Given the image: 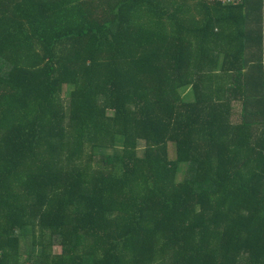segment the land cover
I'll use <instances>...</instances> for the list:
<instances>
[{
  "label": "trees",
  "instance_id": "trees-1",
  "mask_svg": "<svg viewBox=\"0 0 264 264\" xmlns=\"http://www.w3.org/2000/svg\"><path fill=\"white\" fill-rule=\"evenodd\" d=\"M263 2L0 0V264H264Z\"/></svg>",
  "mask_w": 264,
  "mask_h": 264
},
{
  "label": "crops",
  "instance_id": "crops-1",
  "mask_svg": "<svg viewBox=\"0 0 264 264\" xmlns=\"http://www.w3.org/2000/svg\"><path fill=\"white\" fill-rule=\"evenodd\" d=\"M250 27L255 28V30L257 31V39L252 43L251 47V50H253L254 54H256L255 59L253 57H250V55H248L246 52L241 56V61L239 65L243 68V70H245L244 68L249 67L251 63H253V61L255 60L256 64L260 65L264 71V2L261 6V9L256 14V23H251ZM240 114L241 106L240 102L237 100L233 104L231 121L233 123H238L240 121Z\"/></svg>",
  "mask_w": 264,
  "mask_h": 264
},
{
  "label": "rangeland",
  "instance_id": "rangeland-1",
  "mask_svg": "<svg viewBox=\"0 0 264 264\" xmlns=\"http://www.w3.org/2000/svg\"><path fill=\"white\" fill-rule=\"evenodd\" d=\"M187 1L192 2L193 0H187ZM70 91H71V86H67V87L65 86L62 95H67L70 93ZM168 156L170 159H173L175 157V145L172 142L168 143ZM179 165L184 166V164H182V163ZM182 176H183V174L181 172H179L178 179L182 178ZM21 244H22V247H21L22 256L21 257H23L24 256L23 254L25 253V249H26V244H29V242L25 241V242H22ZM53 251L58 253L60 251V248L55 247L53 249Z\"/></svg>",
  "mask_w": 264,
  "mask_h": 264
},
{
  "label": "built area",
  "instance_id": "built-area-1",
  "mask_svg": "<svg viewBox=\"0 0 264 264\" xmlns=\"http://www.w3.org/2000/svg\"><path fill=\"white\" fill-rule=\"evenodd\" d=\"M209 3H222V4H239L242 0H206ZM27 264V263H26Z\"/></svg>",
  "mask_w": 264,
  "mask_h": 264
}]
</instances>
